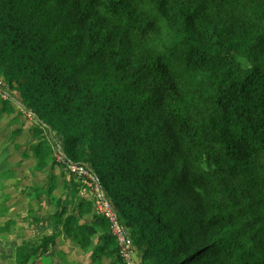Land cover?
<instances>
[{
    "label": "trees",
    "instance_id": "trees-1",
    "mask_svg": "<svg viewBox=\"0 0 264 264\" xmlns=\"http://www.w3.org/2000/svg\"><path fill=\"white\" fill-rule=\"evenodd\" d=\"M0 80L34 114L36 167L55 144L91 165L143 264H264V0H0ZM56 185L27 192L56 206L29 207L51 233L14 264L63 240L124 264L93 202Z\"/></svg>",
    "mask_w": 264,
    "mask_h": 264
},
{
    "label": "rangeland",
    "instance_id": "rangeland-1",
    "mask_svg": "<svg viewBox=\"0 0 264 264\" xmlns=\"http://www.w3.org/2000/svg\"><path fill=\"white\" fill-rule=\"evenodd\" d=\"M11 100L14 112L0 113V206L6 208L0 217V224L11 219L14 225L11 226L9 233L0 234V264H14L15 245L33 241L39 236L51 233V229L46 227L49 221L34 223L27 216L29 207H32L38 218L51 216L54 212L56 205L52 203V198L47 197L48 204H45V198L42 195L40 200H35L33 194L27 193L36 187H44L49 175L56 177L57 188L52 193L56 199L69 192L68 184L77 191L76 198L89 200L90 197L89 189L82 187L79 180L56 159L55 164L49 163L44 169L36 167V159L28 146L31 139L35 138L31 129L34 125V114L25 110L19 101ZM15 129L17 132L14 136L12 131ZM48 137H50L49 133ZM52 142L54 143L53 140ZM55 152L53 150L54 158H56ZM76 198L72 201L73 203L76 202ZM127 237L131 242L132 252L129 258L122 257V261L124 264H143L141 252L133 246L129 232ZM115 240L119 246L120 243L116 237ZM51 248L55 249L51 252V255L54 254L51 258H42L34 264H96L90 261L88 253L75 247L70 241L63 240L59 242L58 248ZM107 262L108 259H104V264Z\"/></svg>",
    "mask_w": 264,
    "mask_h": 264
},
{
    "label": "built area",
    "instance_id": "built-area-1",
    "mask_svg": "<svg viewBox=\"0 0 264 264\" xmlns=\"http://www.w3.org/2000/svg\"><path fill=\"white\" fill-rule=\"evenodd\" d=\"M0 97L2 99L11 100L10 93L5 87L3 81L0 80ZM56 160L58 163L73 176L79 180L82 187L89 189V200L93 202L95 213L105 218L109 225L112 234L120 243V256L129 258L132 252L131 242L127 237L125 227L119 222L116 211L114 210L107 194L101 184L100 178L94 169L89 164L79 163L69 159L62 150L60 144H55L54 147Z\"/></svg>",
    "mask_w": 264,
    "mask_h": 264
}]
</instances>
